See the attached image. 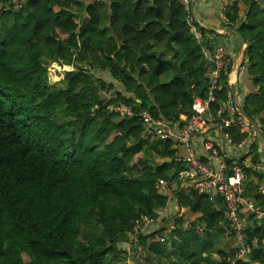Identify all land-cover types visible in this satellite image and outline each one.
<instances>
[{
    "label": "trees",
    "instance_id": "1",
    "mask_svg": "<svg viewBox=\"0 0 264 264\" xmlns=\"http://www.w3.org/2000/svg\"><path fill=\"white\" fill-rule=\"evenodd\" d=\"M20 3L22 8L14 9ZM105 3L111 38L103 41L95 36L101 13L93 1L0 0V264H127L120 255L126 249L120 245L135 233L140 217L161 219L158 211L169 202L156 184L160 179L178 184L186 170L173 147L177 138H163L155 131L157 137L150 142L144 138L146 129L138 114L147 111L174 129L183 124L180 113L192 114L196 97L208 99L211 79L202 51L204 45L214 51L206 42L211 33L196 23L181 0ZM224 8L228 27L238 29L249 43L243 70L256 89L239 97L240 106L264 132V5L229 0ZM194 25L201 30L202 41L194 37ZM230 35L241 41L237 34ZM153 40L173 49V59L195 85L189 87L176 77L158 82L153 90L148 84L155 99L150 106L143 99L136 107L122 92L119 101L103 99L99 88L105 84L97 73L104 60H112L109 56L119 50L118 43L121 50L140 52L135 61L147 62L151 68L149 59L153 60V80L173 69L163 55L148 52ZM225 53L230 62L219 75L210 104L216 116L229 109L232 98L228 78L233 60L226 49ZM55 61L75 68L66 72L64 86L47 84L45 66ZM121 72L120 78L112 69L123 86L141 92L134 87L137 78L132 71L121 68ZM123 104L137 115L123 117L115 109ZM224 127L235 143L247 137L238 126ZM251 146L245 161L252 162L258 153L255 143ZM158 156L166 160L158 161ZM248 175L263 178L251 168ZM178 191L179 206L194 218L193 223L183 227L185 213L175 217V229L167 238L161 228L149 235L141 233L137 244L146 252L142 264H229L236 249L219 246L231 229L225 207L210 209L204 194L191 191L181 196V188ZM257 191L258 186L245 193L240 203L241 215L249 220L254 219L249 203L264 207V197ZM196 228L203 235L194 233ZM230 235L235 242V233ZM245 236L253 248L251 258L264 264L263 224L251 222ZM131 258L139 262L141 257Z\"/></svg>",
    "mask_w": 264,
    "mask_h": 264
},
{
    "label": "crops",
    "instance_id": "2",
    "mask_svg": "<svg viewBox=\"0 0 264 264\" xmlns=\"http://www.w3.org/2000/svg\"><path fill=\"white\" fill-rule=\"evenodd\" d=\"M89 1L92 2L94 0H92V1L87 0L88 3H89ZM191 1H192L191 10H192V13H193V16L195 18L196 23L199 26L206 28L211 33V34H209V37L206 39V42L209 45H211L213 48H216L220 45L225 47L227 52L232 56L233 69H232V72L230 73V76L228 79H229L230 85H232V84L235 85L236 98H237L238 104L242 106L240 98L243 99L244 96L251 93L252 91H255L256 87H254L252 85V80L245 76V69L243 70V64H244V60H245V55H244L245 45L241 41L239 42V40L236 39L234 36L230 35L231 31H229V28H231V27H228V25L225 23L224 18H223L225 3L227 1L229 2V0H191ZM98 9L101 13V28H100L101 34H100V32H97V34L95 36L98 40H103V41L104 40L105 41L110 40L111 36H108L107 34H105L103 32V30L105 28V27H103V22H102L103 9L101 7H98ZM200 31L201 30L196 25H194L192 27V32L194 34V37H196L197 40L202 41V38L199 39L196 35V33L201 34ZM160 43H161V45H158L157 43L151 42V45L153 44V49L148 50V52H150L152 54L163 55V60L174 58L175 52L173 51V49L166 42H160ZM240 43H241V45H240ZM121 48H122V44L118 43V49L119 50L117 52L112 53L109 56V58H112V60H110V59L104 60L105 62L103 63L101 68H99V69H101L103 74L112 78V80H105L102 77L98 76L100 78L101 82H103L104 84H107V85L114 86V89H112V90H110L107 87H103V89H102L104 92L103 99H107V100L108 99H116V100H118V92H120V93L122 92L127 98H131L132 100H134V104L136 107H138L142 104L143 99L146 100L148 105L151 102L154 103L155 99L150 94V89L148 87V84L151 87V89L153 90L158 85V82L161 84L170 82L176 75V71H174L175 69L172 67L174 70L168 69L157 80H153V77H151V74H150L152 69L155 67V63H153V60L149 59L150 62L152 63V67L150 68V67H148L147 62L143 63V61H135L134 60V56L140 55V52H126L125 50H121ZM203 48H204V46H203ZM125 53H129V54L127 55ZM243 57H244V60H243ZM115 63H116V70L114 68H112L115 66ZM84 65H86V64H84ZM121 68H126L127 70L132 71L133 76L135 78H137V80H135L136 85L142 89L141 92H139L137 94V92L135 93L134 90L127 89L125 87V85L123 86V83L121 81L117 80L116 76H114L112 73V69H114L115 74H118V77L121 78L124 76L123 73L121 72ZM143 68H145L146 71H143ZM239 70H240V73L237 76V72ZM107 76H105V77H107ZM194 85H192L191 87H193ZM107 91H108V93H107ZM145 92L147 93V95H145ZM142 94H144L145 96H143ZM196 98H201V97H196ZM238 98H239V100H238ZM179 116H180V120L183 121V124H181V125L176 124L175 125L176 128H174V129H173V127L169 126V124H167L164 120L160 119L161 121L164 122V124H166L167 126L172 128L173 131H175V137H177V135H179L181 129L184 127V125H185V123L189 117L188 114H183V113H180ZM241 116L242 115L239 113L237 108H235V109L229 108L225 113H223L221 115L218 114V116H216L213 111H210L206 115V119L208 121L206 126L202 127L195 134V136L193 138L192 146L195 149L196 154L198 156H200L201 161L205 160L204 161L205 163L212 164V166H217L218 160H220V159L231 160V161L242 160L243 158L241 159L240 157L246 156L251 151V148H252L251 145H253L255 143V145L257 146L256 150L258 149V151H257L258 153H256L255 158L253 155L252 162L251 161H245V162L250 163V165H251L248 169L251 168L254 171H257V174L263 175V178L261 179L255 175H251V176L248 175L249 176L248 177L247 172H246V180L244 182V187H245L244 194L245 193L251 194L252 192L255 191L256 186H258V187L260 186V183L264 179V138L255 132L256 135L253 133L251 135L250 139H246V142L244 141L241 149H238L237 147H235L233 145V143H235V142H233L229 131H227V128L225 129L223 121H224V119L236 118V117L239 118ZM216 117H220V118L217 119ZM151 127L152 128L150 129V128L146 127L144 124V128L146 129L145 132L143 133L144 137L148 136V134H150L149 136H151V134L154 133L155 131L157 132V130H156L157 127H155V128L153 126H151ZM261 129H262V127H261ZM253 131H255L254 128H253ZM261 131L263 132V130H261ZM160 135H162V134H160ZM207 141H210L215 146V148H217V150L219 151V157L218 158L214 157L212 154V151L206 147L205 143ZM173 147L175 149H177V155L178 154L179 155H186L188 153V145L181 144L179 140L175 141V145ZM165 160H166V158L162 159V161H165ZM257 178H258V181H257ZM188 179L189 178H186V180L181 182V185H183V186L180 188L187 190V191H181L185 194L186 193L190 194L191 191H197V188L195 187V185L193 186L192 183L186 182ZM193 180H194V178H193ZM166 182L168 183L169 186H175L177 184V183H169L168 181H166ZM185 183H188L191 186L186 188V187H184ZM192 186L195 189H193ZM258 191H257V194L262 196L261 194L258 193ZM162 192H164V191H162ZM178 192L176 193L175 198H173V199L169 197L167 192H164L169 197V202L167 204V213H168V215H170L169 218L171 219L169 221L171 223V225L169 226L170 232L175 229V226L172 224V222H174V219L176 216L179 217L176 214L178 212H181V213H179V215L182 216L187 212L185 210V208H180V206H179V203H178L179 200H178V196H177ZM197 192L199 193V191H197ZM199 194H201V193H199ZM205 197L207 198V200H205L206 206H208L210 209L212 207H217L219 209L225 207L221 196L219 194H217L216 191H214L211 195H205ZM262 197H264V196H262ZM174 200L176 201V203L174 202ZM257 206L260 207L262 210H264V207L262 208L261 205L260 206L257 205ZM169 211L172 214H170ZM195 216H196V214H195ZM188 220H189V216H187V218L185 219L184 224L187 223L186 221H188ZM255 220L257 222L259 221L256 217H254V219L250 220V223L255 221ZM192 221H190L191 224L193 223ZM261 222L264 223V221H261ZM246 228H248V227H246ZM141 235L142 234H140V236ZM235 238H236L235 242H233L231 248L236 249V251L234 253L236 255V253L239 251V250L237 251V249L238 248L240 249V247L237 246L239 244H238L236 235H235ZM163 239H165V238H163ZM245 242H246V239H245ZM252 250H253V248H252ZM251 253H252V251H251ZM242 256L243 257L239 258L237 264L242 263V262H246V264H250L249 263L250 260H253V264H259V262L257 260H254L253 258H251V254L250 255H242ZM230 259H229V262H230Z\"/></svg>",
    "mask_w": 264,
    "mask_h": 264
},
{
    "label": "built area",
    "instance_id": "3",
    "mask_svg": "<svg viewBox=\"0 0 264 264\" xmlns=\"http://www.w3.org/2000/svg\"><path fill=\"white\" fill-rule=\"evenodd\" d=\"M186 9H191V0H181ZM197 37L201 39L202 35L196 33ZM203 53L205 56L206 66L208 67L207 76L211 79V84L209 86V97L208 99L196 98L193 105V112L188 117L184 127L181 129L179 135H177V140L181 144L188 145V153L186 155H177L178 161H183L188 164L189 169L185 170L180 174V183L175 186H169L166 180L160 179L157 184V188L161 193L167 192L170 198H175L176 193L179 188L182 187L181 182L189 178L186 182L195 185L199 193L205 195H211L214 191L219 194L223 200L226 219L229 221L231 226V231H233L237 237L238 244L240 247L239 251L236 253L235 257L230 259V264H237V259L243 257L242 255H250L252 248L245 242L246 224L243 219L239 217L238 208L242 199L244 197L245 187L244 182L246 180V170L251 166L250 163L244 162L240 163L238 160L231 161L230 164L227 160H218L217 166H212V164L205 163L201 161L200 156L195 152L192 146L193 138L195 134L204 126H206V115L210 112V104L215 100L214 91L218 88L219 75L230 62L228 59L225 49L222 46H218L214 49L203 48ZM227 107L234 108L233 98L230 99ZM116 110L120 112L123 117L133 118L137 114L128 106L120 105L115 107ZM223 109L219 111V114L223 113ZM143 119L146 127L154 128L157 127V133L163 138L175 137V132L172 128L164 124L161 120H155L146 111H142L138 114ZM224 125L226 127H232L233 125L238 126L241 130L247 133L249 136L253 134L251 130L250 123L239 117L237 119L226 120ZM244 141L233 145L238 149H241ZM206 147L212 151L214 157H219V151L215 146L207 141L205 143ZM194 178V180H193ZM185 183L184 187L188 188L191 185ZM258 193L264 196V179L258 187ZM164 191V192H162ZM177 191V192H176ZM176 192V193H175ZM248 208L250 212L256 217L259 222L264 221V210L258 207L254 203H249ZM167 211V206L160 210L159 216ZM143 218L148 219L147 216ZM160 218V217H159ZM153 222L154 219H149ZM141 233H138L134 240H131L133 247H136Z\"/></svg>",
    "mask_w": 264,
    "mask_h": 264
},
{
    "label": "rangeland",
    "instance_id": "4",
    "mask_svg": "<svg viewBox=\"0 0 264 264\" xmlns=\"http://www.w3.org/2000/svg\"><path fill=\"white\" fill-rule=\"evenodd\" d=\"M24 1V0H23ZM229 2L227 1L226 3H225V7L227 6V4H228ZM22 3H20L19 5H15V7H14V9H20V8H22ZM93 5L94 6H96L97 8L98 7H101L102 9H103V17H102V22H103V27H105L104 28V30H103V32L105 33V34H107L108 36H111V34H110V31H109V29H108V27L106 26V23H107V20H108V8H107V5H106V3H105V1L104 0H94L93 1ZM242 6V5H241ZM78 8V7H77ZM244 8V6H242V9ZM225 9V8H224ZM223 18H224V21H225V23L226 24H228L230 21H229V19H228V17L226 16V14H225V11H224V16H223ZM242 42V41H241ZM152 43H157L158 45H161V43L160 42H156V41H152ZM243 43V42H242ZM240 45H241V43H240ZM204 47L205 48H207V49H211L209 46H207V45H204ZM212 47V46H211ZM153 49V44L151 45V43L149 44V48H148V50H152ZM58 65V66H57ZM46 67V69H47V77H48V82H47V84L49 85V86H56V87H60V86H64V85H66L67 84V78H65V75H66V72H70V71H73L75 68L73 67V66H71V65H67V64H65L63 61H55V62H50V63H48V65L47 66H45ZM112 68H114L115 70H116V63H115V66L114 67H112ZM241 68V67H240ZM97 76H99V77H102L103 79H105V80H112V78H110L109 76H107V75H105V74H103L102 73V71L100 70V72H98L97 73ZM105 76H107V77H105ZM93 81H96L95 80V77H93ZM101 81V80H100ZM109 85H107V84H105V85H102L100 88H99V94H104V92L102 91V89H103V87H108ZM134 87L137 89V90H139V91H141L142 89L140 88V87H138L136 84H134ZM112 89V87L110 88V90ZM107 93H108V91H107ZM233 98V97H232ZM237 99V98H236ZM153 101V100H152ZM238 102V101H237ZM153 102H151V103H149V105L148 106H150L151 104H152ZM236 107H234L233 109H235ZM211 111V110H210ZM147 112V111H146ZM148 113V112H147ZM149 114V113H148ZM242 118H244L243 116H241ZM253 117H255L254 115H253ZM223 118V117H222ZM231 119H237V117L236 118H229V119H224V121H223V124L225 123V121L226 120H231ZM245 119V118H244ZM156 120V119H155ZM260 125V124H259ZM239 129H240V131H242L241 130V128L239 127ZM251 130L253 131V128L251 127ZM243 132V131H242ZM243 133H245V132H243ZM253 133L255 134V131H253ZM259 135H260V133H258ZM150 134H148V136H145L144 138H149V140H150V142H152L154 139H155V137H157V136H155V134L154 133H152L151 134V136H149ZM256 135V134H255ZM143 138V139H144ZM251 138V136H249L248 134H247V137L244 139V140H246V139H250ZM240 143V142H239ZM236 144H238V143H236ZM164 158H166L165 156H158L157 157V159L158 160H162V159H164ZM241 159L242 158H244L243 156L242 157H240ZM239 162L240 163H244L245 162V160H239ZM185 169L186 170H188L189 169V166H188V164H185ZM246 172H247V170H246ZM257 181H258V178H257ZM261 182V181H260ZM158 184V183H157ZM156 184V185H157ZM261 184V183H260ZM194 186V185H193ZM193 186H192V188H193ZM193 189H195V188H193ZM181 191H187V190H185V189H181ZM198 191V190H197ZM197 191H194V192H196V193H198ZM183 195V192H181V196ZM263 196V195H262ZM244 198V197H243ZM242 201H243V199H242ZM242 203V202H241ZM248 206V205H247ZM156 211L157 210H155V212H154V214L153 215H155L156 214ZM179 213H181V212H178L176 215H178V216H180L179 215ZM159 214V213H158ZM200 213H198V214H196V216H198ZM238 214H239V217L241 218V219H243L244 220V222H245V224H246V227H248V225L250 224V220L249 219H247V218H244L242 215H241V210H240V205H239V208H238ZM145 216V215H144ZM186 216H189V220L188 221H186L187 223H185L184 225H183V227L184 228H186V229H188L189 227H191V222L190 221H192V220H194V218H191V216H190V214H188V213H186ZM254 216V215H253ZM170 217V215H168L167 213H163L162 215H161V219L160 218H154L153 216H148V219H146V218H143V216L142 217H140L138 220H137V222H136V230H135V233L134 234H132L130 237H129V239H128V241L127 242H125V243H123V244H121L120 245V248L121 249H126V251H124V252H121L122 254H120V255H124L125 256V259H126V262H127V264H142V263H144V261L146 260V252H145V250H143V245H141V244H138L137 245V249H136V252H135V248L136 247H133L132 245H130L129 244V242L131 241V240H134L136 237H137V235H138V233H143L144 235H146V234H150V233H153L156 229L158 230V229H163L164 230V233H163V237H165V238H167L168 237V235L171 233L170 231H169V226L171 225V223L169 222L171 219L169 218ZM149 219H154L153 220V222H150V220ZM168 219V220H167ZM174 221H175V219H174ZM259 222V221H258ZM259 223H261V224H263L264 225V223H262V222H259ZM172 224L175 226V224H174V222H172ZM165 228V229H164ZM201 229V228H200ZM200 229H198V228H196L193 232L194 233H196V234H198V235H203V233L201 232V230ZM247 228H245V230H246ZM156 230V231H157ZM173 230V229H172ZM245 230H244V233H245ZM185 233L187 234L188 232H187V230H185ZM227 233L228 234H226V236L229 238H227V240L226 241H224V242H221L220 243V247H222V248H228V249H230L231 248V246H232V244H233V242L231 241V239H230V233H234L233 231H231V229H227ZM189 235H192V232H189L188 233ZM150 236H152V235H150ZM150 236H148L147 238H146V241H150L151 240V237ZM158 236V241L162 238V233H159V235H157ZM201 238V237H200ZM245 239H246V236H245ZM162 240V239H161ZM148 243V242H147ZM214 251H216V248L214 249ZM134 255L135 256H137V257H141V258H139V262H135V261H133L132 260V258L131 257H133L134 258ZM235 257V255L232 257V258H234ZM245 257V256H244ZM238 260H239V258L237 259V262H238Z\"/></svg>",
    "mask_w": 264,
    "mask_h": 264
},
{
    "label": "water",
    "instance_id": "5",
    "mask_svg": "<svg viewBox=\"0 0 264 264\" xmlns=\"http://www.w3.org/2000/svg\"><path fill=\"white\" fill-rule=\"evenodd\" d=\"M256 1L258 3L264 5V0H256ZM229 31L237 34L239 36V38L241 39V41L244 43V45H245L244 55H245L246 49L249 46V43L244 39L243 35L239 32L238 29L231 27V28H229ZM243 60H244V57H243ZM164 61L168 62L170 65H172V67L176 71L175 77L182 80L187 86L191 87L192 85H194L196 83V81L194 79H190L188 77V73L183 72L181 65L177 61H175L173 58L165 59ZM239 73H240V70L237 72V76L239 75ZM231 92H232L234 107H236L237 110L239 111V113L250 123V125L254 128L255 132L260 133V135L264 138V133L261 131L257 122L251 116H249L246 113V111L243 109V107H241L238 104L237 99H236L235 85L234 84L231 85ZM249 263L253 264V260H250Z\"/></svg>",
    "mask_w": 264,
    "mask_h": 264
},
{
    "label": "clouds",
    "instance_id": "6",
    "mask_svg": "<svg viewBox=\"0 0 264 264\" xmlns=\"http://www.w3.org/2000/svg\"><path fill=\"white\" fill-rule=\"evenodd\" d=\"M58 66V65H57ZM124 105V104H123ZM138 243V242H137ZM138 245V244H137ZM137 245H136V248L135 249H137L138 247H137ZM135 252H136V250H135Z\"/></svg>",
    "mask_w": 264,
    "mask_h": 264
}]
</instances>
